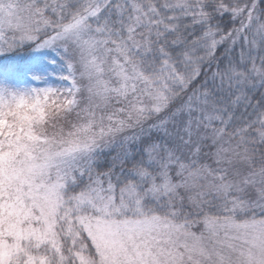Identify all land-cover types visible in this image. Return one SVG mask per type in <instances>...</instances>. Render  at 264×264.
I'll use <instances>...</instances> for the list:
<instances>
[{
    "label": "snow or ice",
    "instance_id": "obj_1",
    "mask_svg": "<svg viewBox=\"0 0 264 264\" xmlns=\"http://www.w3.org/2000/svg\"><path fill=\"white\" fill-rule=\"evenodd\" d=\"M0 264H264V0H0Z\"/></svg>",
    "mask_w": 264,
    "mask_h": 264
}]
</instances>
